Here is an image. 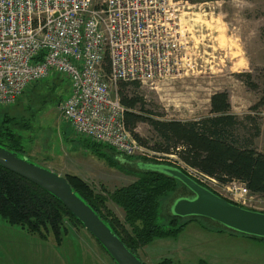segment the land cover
Masks as SVG:
<instances>
[{"label": "rangeland", "instance_id": "374dc122", "mask_svg": "<svg viewBox=\"0 0 264 264\" xmlns=\"http://www.w3.org/2000/svg\"><path fill=\"white\" fill-rule=\"evenodd\" d=\"M94 1L99 4L101 0ZM182 4L180 25L197 47L196 58L199 56L194 73L139 84L137 89L127 86L126 92L137 93L152 118L180 122L209 117L211 96L226 92L231 99L229 114L236 119L232 128L235 142L257 150L264 144L262 139L258 141L264 122L259 115L264 111V0H182ZM242 49L250 60L257 56L262 66L242 71ZM111 89L118 94V85ZM70 90L63 75L51 72L30 85L15 103L0 106V125L7 117L4 126L22 136L30 162L62 177L76 175L103 196L136 181L143 173L137 165L146 158L175 162L193 179L230 201L225 191L205 181L177 156L155 157L158 153L149 147L157 137L146 123L138 124L135 133L148 144L145 149L149 156L116 157L105 145V156L94 153L91 142L76 135L58 112V105ZM190 197L191 192L178 184L160 200L158 223L167 227L173 202ZM107 207L123 221L120 208L111 202ZM246 209L264 212V197L254 196ZM64 228L66 234L57 241L53 234H30L0 219V264H115L85 229L68 219L64 220ZM204 230L228 232L211 220L195 218L177 235L153 239L140 248L138 257L144 264H264V245L246 249L228 233H216L214 236L222 239L208 242L199 235ZM96 251L103 252L105 263L99 261Z\"/></svg>", "mask_w": 264, "mask_h": 264}, {"label": "built area", "instance_id": "2783aa9c", "mask_svg": "<svg viewBox=\"0 0 264 264\" xmlns=\"http://www.w3.org/2000/svg\"><path fill=\"white\" fill-rule=\"evenodd\" d=\"M183 7L182 0H0V106L59 73L71 90L58 112L76 135L121 157L149 156L127 130V109L111 87L194 73L199 56L180 25ZM192 171L249 207L254 196L243 183Z\"/></svg>", "mask_w": 264, "mask_h": 264}, {"label": "trees", "instance_id": "16d2710c", "mask_svg": "<svg viewBox=\"0 0 264 264\" xmlns=\"http://www.w3.org/2000/svg\"><path fill=\"white\" fill-rule=\"evenodd\" d=\"M118 86V96L127 109L124 116L126 128L141 146L147 148L148 144L138 137L135 129L138 124L146 123L157 137V141L149 147L153 152L175 155L191 169L214 178L220 184L238 181L247 187L250 195L264 197V154L249 146L241 147L235 142L232 128L236 119L229 114L231 106L226 92L211 96L209 117L180 122L152 118L150 113L144 110L142 98L135 92L131 94L126 92L127 86L137 89L138 82H120ZM7 120L5 117L0 125V147L17 153L19 157H28L22 136L4 126ZM90 146L97 155L106 154V152L102 153L103 145L91 143ZM109 152L116 155L113 150ZM144 160L140 163L178 169L208 189L189 176L175 162L147 158ZM141 171L143 173L136 181L119 187L106 196L96 193L76 175L64 177L72 191L137 257L140 248L145 247L153 239L175 236L188 222L195 219L180 218L170 214L167 227L158 223L160 200L174 191L178 184L183 185L154 168H141ZM108 202L123 211V221L108 209ZM0 219L30 234H38L42 237L53 234L57 241L66 234L65 219L83 228L54 196L2 167H0ZM249 238L264 242L263 238Z\"/></svg>", "mask_w": 264, "mask_h": 264}, {"label": "water", "instance_id": "95a60500", "mask_svg": "<svg viewBox=\"0 0 264 264\" xmlns=\"http://www.w3.org/2000/svg\"><path fill=\"white\" fill-rule=\"evenodd\" d=\"M154 168L176 179L191 192L190 198L173 202L172 215L180 218H205L225 229L249 237L264 239V213L228 202L202 187L178 169L138 164ZM0 167L16 174L54 196L101 245L115 264H144L123 244L98 215L73 191L66 179L50 169L30 162L27 157L0 147Z\"/></svg>", "mask_w": 264, "mask_h": 264}, {"label": "crops", "instance_id": "0c3cea01", "mask_svg": "<svg viewBox=\"0 0 264 264\" xmlns=\"http://www.w3.org/2000/svg\"><path fill=\"white\" fill-rule=\"evenodd\" d=\"M253 58L254 59L250 60L248 55H246V53L242 49L241 54H240V59H239V63L241 65L242 71L249 70L250 66H253V67L262 66V65H260V61H259V58H257V56H255ZM229 103L231 106V99L230 98H229ZM261 139H262V142L264 143V122L260 126L259 133H258V141ZM257 151L264 154V144H262L261 146H258ZM216 233L217 234L228 233L230 237H233V238L237 237L236 239H239V241H241V243L244 245V247L246 249H251L252 247H258L259 248V247H262L264 245V243L259 242V240H255V239L243 236V235L241 236L240 234H237V233H234L231 231L225 232L224 230H204V231L199 232V235L206 237L208 242L214 241L215 239L221 240L222 238H218V237L214 236V234H216ZM220 236H222L226 240L231 239V238H227L225 235H220ZM238 237H240V238H238ZM93 248L96 249L95 246H93ZM102 251L105 252L103 249H102ZM103 252H99V251L97 252L96 251V254H97L98 259L101 258V260H99V261L104 262V260L106 261V258L103 255ZM105 254H106V252H105ZM106 255L109 259H111L108 254H106Z\"/></svg>", "mask_w": 264, "mask_h": 264}]
</instances>
